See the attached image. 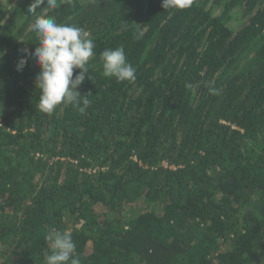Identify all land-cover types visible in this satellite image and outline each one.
I'll list each match as a JSON object with an SVG mask.
<instances>
[{
    "label": "trees",
    "instance_id": "obj_1",
    "mask_svg": "<svg viewBox=\"0 0 264 264\" xmlns=\"http://www.w3.org/2000/svg\"><path fill=\"white\" fill-rule=\"evenodd\" d=\"M32 2L0 0V264H45L52 229L81 264H264V0L42 5L96 45L84 114L39 111L40 67L17 71ZM121 46L135 82L103 75Z\"/></svg>",
    "mask_w": 264,
    "mask_h": 264
},
{
    "label": "clouds",
    "instance_id": "obj_2",
    "mask_svg": "<svg viewBox=\"0 0 264 264\" xmlns=\"http://www.w3.org/2000/svg\"><path fill=\"white\" fill-rule=\"evenodd\" d=\"M193 4V0H162V8L184 10ZM55 9L57 0H33L28 12L35 17L34 30L39 43L33 52L27 48L22 50L17 63V71H22L29 58H34L41 71L36 78L35 87L40 91L37 108L50 114L58 105L71 104L81 114H84L90 101L81 96L78 87L85 81L89 70V62L94 59L96 47L91 34L84 29L66 23H58L55 16L45 12L37 14V9ZM143 33L136 35L142 38ZM5 53L0 52V59ZM103 75L115 78L117 82H135L136 68L127 61L123 46L106 49L100 54ZM74 69L79 73L74 76ZM186 87H192L186 84ZM210 94H217L215 88H210ZM91 95V94H88ZM50 242L51 252L45 257V264H81L75 255L76 244L69 232L50 230L46 235Z\"/></svg>",
    "mask_w": 264,
    "mask_h": 264
}]
</instances>
